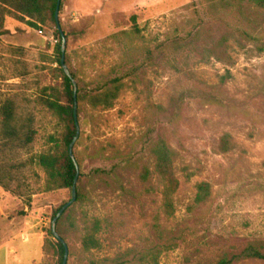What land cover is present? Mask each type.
<instances>
[{
  "label": "rangeland",
  "instance_id": "rangeland-1",
  "mask_svg": "<svg viewBox=\"0 0 264 264\" xmlns=\"http://www.w3.org/2000/svg\"><path fill=\"white\" fill-rule=\"evenodd\" d=\"M27 20L5 15L0 34L1 243L26 233L0 257L2 264H56L48 230L70 191H46L32 157L62 129L44 104L53 93L63 97L58 38L53 25ZM58 20L64 64L82 95L72 148L81 197L55 225L65 264H216L248 246L264 252V7L252 0H61ZM114 77L122 84L113 105L91 107L87 95ZM5 105L17 128L30 127V140L3 132ZM159 135L179 182L170 216L150 150ZM203 181L209 193L197 202ZM93 221L99 246L84 250Z\"/></svg>",
  "mask_w": 264,
  "mask_h": 264
},
{
  "label": "trees",
  "instance_id": "trees-1",
  "mask_svg": "<svg viewBox=\"0 0 264 264\" xmlns=\"http://www.w3.org/2000/svg\"><path fill=\"white\" fill-rule=\"evenodd\" d=\"M252 1L257 5L264 7V0ZM56 5L57 0H0V34L3 32V18L5 15H12L14 18L19 20H23L25 17H28L29 20H27V22L31 26H35L37 23L43 25L51 24L55 27L54 32L58 38V42L55 45L54 51L57 55L56 61H58V63L60 64L61 35L54 18ZM60 6L61 0L59 2V9ZM132 20L133 23H135L134 17L132 18ZM60 71L62 77L63 97H58L53 93L50 98L45 99L44 104L61 121L62 129L58 136H55L54 134L49 135L48 142L51 143L49 149L34 155L32 157V160L34 164L40 167L45 173L44 188L46 191L66 188L70 191L71 198V188L74 179L76 178V183L79 179L80 165L75 157L74 158L76 165L72 161L69 155L68 146L76 133L73 112L74 101L77 104L82 99V95H80L76 89L75 92L73 90L74 74L72 72H69V75H66L62 67ZM121 84L122 83L120 82V77H114L110 80L102 82V85L93 94L87 95V103L91 107H102L104 109L110 108L113 105V101L117 98ZM76 113H78V108L76 110ZM13 120L14 117L10 107L7 105L3 106L1 118L3 132H6L7 134L14 133L18 135L19 130L20 134H22L23 136L25 135V138L27 140H30V127L25 124L20 128H17L14 125ZM227 144L228 140L226 136H223L220 139V148L222 150H227ZM150 150L155 159L154 172L158 175L161 183L160 193L162 210L166 216H170L173 213L174 209L173 195L179 185L173 166V152L166 142L165 138L161 135L151 140ZM148 173V169L146 167H142L138 175L139 179L144 182L148 177ZM76 183L75 198L79 199L81 197V193L80 191H78ZM208 189L209 185L207 182L203 181L198 183L195 201H204L208 196ZM65 203H63L53 212L52 218ZM153 226L156 230L157 224L155 223ZM97 228L98 222L93 221L89 231H87V233H85V235L82 237L81 246L84 250H89L91 248L99 246L98 239L95 236ZM48 234L52 235L51 229L48 230ZM47 244L49 245L50 251H52L56 257V264H60L63 260L64 255L63 244L57 239L56 241L47 240ZM147 256L150 260H154L156 258V253L154 251H149L147 253ZM248 257H255L264 260V252L256 247L248 246L244 248L239 254L231 258L222 257L216 264H231L234 258ZM107 260V263L102 264H126L119 259Z\"/></svg>",
  "mask_w": 264,
  "mask_h": 264
},
{
  "label": "water",
  "instance_id": "water-1",
  "mask_svg": "<svg viewBox=\"0 0 264 264\" xmlns=\"http://www.w3.org/2000/svg\"><path fill=\"white\" fill-rule=\"evenodd\" d=\"M59 2H60V0H57V5H56V8H55V12H54V18L56 20L57 28L59 29V32H60V35H61L60 65H61L62 69L64 70L65 74L66 75H69V71L67 70V68H66V66L64 64V49H65V42H66V40H65L64 33L60 29L59 20H58V11H59V8L58 7H59ZM73 87H74L73 90L75 92V84H74V81H73ZM73 112H74V121H75V126H76V133H75L74 138L72 139V141L70 142V144L68 146V151H69V155H70L72 161L76 165L75 158H74L73 151H72L73 144L75 143V140L77 139L78 134H79V127H78V124H77V115H76V102L75 101H74V105H73ZM75 183H76V178L74 179V182H73V185H72V188H71V198L59 209V211L56 213V215L51 220L50 229H51L52 235L54 236L55 239L61 241V243L64 246L63 260H62V262L60 264H65L66 263V259H67V246H66L65 242L58 236V234L56 232V229H55V225H56V220L59 217V215L64 211V209L67 206H69L75 200V196H76Z\"/></svg>",
  "mask_w": 264,
  "mask_h": 264
},
{
  "label": "crops",
  "instance_id": "crops-1",
  "mask_svg": "<svg viewBox=\"0 0 264 264\" xmlns=\"http://www.w3.org/2000/svg\"><path fill=\"white\" fill-rule=\"evenodd\" d=\"M26 233L22 232V233H18L15 236H13L12 238H10L9 240L0 243V252L6 248L7 252H15V247L12 244V241H16L18 239L21 238V236H25ZM0 264H2V258L0 257Z\"/></svg>",
  "mask_w": 264,
  "mask_h": 264
},
{
  "label": "built area",
  "instance_id": "built-area-1",
  "mask_svg": "<svg viewBox=\"0 0 264 264\" xmlns=\"http://www.w3.org/2000/svg\"><path fill=\"white\" fill-rule=\"evenodd\" d=\"M38 31H39V32H41V30H40V29H39Z\"/></svg>",
  "mask_w": 264,
  "mask_h": 264
}]
</instances>
